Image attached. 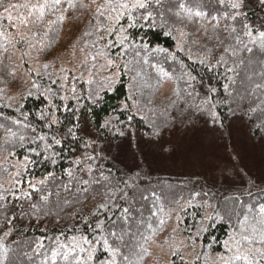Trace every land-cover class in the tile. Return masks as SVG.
<instances>
[{"label":"trees","instance_id":"trees-1","mask_svg":"<svg viewBox=\"0 0 264 264\" xmlns=\"http://www.w3.org/2000/svg\"><path fill=\"white\" fill-rule=\"evenodd\" d=\"M25 2L26 0H4V3ZM31 2L35 3L36 0ZM88 2L89 0H84V3ZM102 2L103 0H100L97 4ZM183 2L194 11L201 10L207 13L212 10L215 0H183ZM74 3L79 5L80 0H74ZM162 3L163 7L157 11L164 12L166 17L168 9L175 5L177 0H162ZM197 5L200 7L197 8ZM58 7L59 11L47 9L43 20L29 24L33 30L32 39L37 41L41 38L44 46L41 48L43 63L37 71L26 70L27 81L17 78L12 49L0 35V182L5 181L14 170L9 160H24L26 156L28 163L23 165L22 175L18 177L21 183L16 186L17 188L27 189L29 181L37 183L48 177L49 173H53L43 185L37 184V190L33 192L31 203L37 205L38 211L32 214L31 218L25 216L23 220L17 219L14 222L12 235L3 238L8 249L3 264H40L42 257L33 253L35 248L33 241L41 236L53 237L59 235L61 231L67 236L88 234L83 224H76L80 233H73L68 229L79 219L76 213L82 208L85 209L83 212L85 216L90 211H95V205L100 202L98 193L105 191L96 183L100 180L101 171L105 175L111 173L112 182H118L119 188L128 192V203L133 204L135 208H142L145 219L155 229L154 234L148 229L147 224L140 229L143 235L151 236V240L146 244L142 239L129 241L131 252L129 253L128 249L124 251L130 255L134 264H151L154 260L161 264L157 259L153 260L155 257L150 246L159 241L167 229L166 210L178 207L181 208V234L190 239L198 249L190 259L185 258L181 251L176 249L171 257V264H212L216 255L231 257L228 248L225 247V241L232 236L239 240L243 235H252L253 225L257 229L260 228L257 222L260 219L259 210L264 206V148L258 157L261 169L253 168L248 163L250 170H247L240 158L227 145L229 158L240 178L237 186L230 187L224 183L218 186L216 181L206 179L198 172L178 173V168L173 169L170 161H167L168 158L163 156V151L157 147L169 136L189 127L181 124L180 118L188 114L189 104L193 102L198 104L200 99L193 101L187 95L188 91H193V95L200 93L202 98L212 86L220 91L217 99L224 95L223 84L226 82L223 78L224 68L220 67L214 72H209L199 63L198 57L203 55L200 52V45L205 41L201 33L196 31L197 26L184 27L181 24L170 23L169 27L162 29L159 17L152 27L149 23L141 22L138 27L128 29L129 44L135 45L136 50H141V55L137 57L135 50L130 47L118 56V44L115 47H105L109 40L115 42L116 36L104 32L100 25L106 21L102 17L98 23L94 18L93 7L69 8L68 0H61ZM244 11L253 25L264 22V10L259 8L256 0H251ZM0 13H3L2 7ZM60 15L65 17L63 21L58 19ZM49 21L54 23L50 25ZM8 23L6 14L0 16L1 31L10 30ZM120 23L126 26V17L122 18ZM170 28V35H165ZM178 28L189 33L191 39L197 43L192 44L187 37H181L176 30ZM70 32L74 34L76 32L77 44L84 49L89 48L96 52L103 50L106 53L104 56L112 60L121 58L129 72L124 69L110 88H103L98 93H94L80 76L68 73L64 77V71L58 70L46 57L58 47L61 36ZM86 32L91 35H85ZM101 36L104 38L100 39ZM214 43H209L208 47H213ZM141 44H148L149 50L146 52L140 49ZM180 46L183 47V51H178ZM157 47L167 49V55H175L176 59L163 62L164 53L153 54L150 51ZM145 54L150 62L161 61L165 71L170 75L162 76L150 64H143ZM189 55L192 59H188ZM244 55L246 56L247 53ZM137 72H140V75L136 77L144 79L148 85V95L155 94L154 90L165 79L173 81L175 88L170 98L172 100L165 101L152 113L145 107L146 111H138L133 100L128 99L129 76L131 74L134 76ZM187 74L195 77L194 81H190L191 89L187 88L185 83L188 80ZM14 91L17 94H13ZM124 103L128 104L127 109L122 107ZM249 103L250 101L247 100L244 102L245 108ZM144 106H147V103H144ZM219 110L224 114L228 111L225 106H221ZM52 115L58 118V123H50ZM129 116L132 117L131 120ZM109 117L113 118L115 127L112 130L100 129L99 124ZM16 120L20 123H14ZM236 122L241 124L240 128L246 132V138L249 137L248 139L257 144L262 141L264 145L262 138L264 132L254 126L259 122L256 115L252 119L245 117L242 120L232 121L231 124ZM229 123L230 120H225L226 125ZM197 124L204 125L203 118ZM155 127L160 128L162 135L152 137V144L143 145V153L126 147V140H131L133 143L137 139L147 141ZM115 128L134 135L121 137L116 133ZM69 129L76 132L75 138L69 134ZM10 132L15 135H11ZM146 133L149 135H145ZM217 133L228 143L231 127L221 129ZM21 136L24 137L23 141L20 140ZM53 138L61 140V143L55 144ZM89 139H95L97 144L95 154L98 158L91 162L95 169L92 175L80 171L85 167L84 164H76L77 159L92 154V149L86 150L84 147V143ZM165 150L169 153L170 148ZM53 159L56 161L55 164L52 163ZM69 170L73 173L72 177L68 175ZM83 181L89 183L84 184ZM125 182L133 184V187L125 189ZM101 183L106 182L101 181ZM11 188L12 186H0V192ZM19 194L16 193L17 196ZM121 194L122 192H118L117 196ZM41 197L47 199L41 200ZM141 197H147V200ZM7 199L11 201L12 196L7 195ZM16 203L19 205L21 202ZM120 203L122 207L128 206L124 202ZM208 207L212 209L207 217ZM25 208L27 210V202ZM149 210L156 212V216L150 218ZM16 211L19 213L18 206ZM47 213L51 215L45 216ZM245 215L248 218L252 216V220L249 223V219L242 227L240 221L245 220ZM161 219L165 221L163 225L159 224ZM135 230L133 228V231ZM0 237H3L2 232ZM44 243L47 245L49 241L45 239ZM139 244H144L147 248V252L142 253V259L138 255L142 252ZM241 245L247 248L261 246L259 243L247 242H242ZM98 249L96 253L98 260L104 259L106 254L100 246ZM117 259L119 261L120 257ZM60 264L63 262L61 261ZM229 264H246V262L230 260Z\"/></svg>","mask_w":264,"mask_h":264},{"label":"snow or ice","instance_id":"snow-or-ice-1","mask_svg":"<svg viewBox=\"0 0 264 264\" xmlns=\"http://www.w3.org/2000/svg\"><path fill=\"white\" fill-rule=\"evenodd\" d=\"M250 2L251 0H215L212 10L206 13L201 10L194 11L183 0H177V3L168 9L166 17L164 12L157 11V9L163 7L162 0H103L99 4L96 3V0H89L87 4L84 3V0H80L79 5L74 3V0H68V6L69 8L78 6L87 9L95 5L94 18L100 23L103 17L106 23L100 26L104 29V32L117 37L115 42L109 40L105 47H115L118 44V56L130 47L135 50L137 57L141 55V50H136L135 45L129 44L130 36L128 34L129 28L138 27L141 22L149 23V26L152 27L155 26L156 19L159 17L162 29L169 27L170 23L171 25L181 24L184 27L197 26L196 31L201 33L202 39L205 41L203 45H200V52L203 55L198 57L199 63L205 66L209 72H214L216 69L223 67V78L226 82L223 84L224 95L219 99H217L220 95L219 89L212 86L207 89L206 94L202 98L200 93L193 95V91L187 92V95L193 101L200 99V103L193 102L189 104L187 108L188 114L180 118V123L189 126V130L195 136L196 133L204 130L196 127L197 122L201 118H203V124L208 132L217 133L221 129H229L232 121L242 120L245 117L252 119L256 115L259 122L254 126L264 132V119H261V117H264V22L259 25H253L249 22L248 15L244 9ZM256 2L259 8L264 10V0H256ZM60 4L61 0H36L35 3H32L31 0H26L23 4L4 3V0H0V7L3 8V13H0V16L7 14V20L13 22L11 27L15 28L16 32L19 33L21 26L27 27L29 24L43 20L47 9L51 8L59 11L58 6ZM199 7L197 5V8ZM21 9L25 10L26 14H20ZM14 12L17 13L15 16L13 15ZM213 12H215V15H213ZM105 13H107L106 16ZM125 17L127 26L120 23L122 18ZM58 19L63 21L65 17L60 15ZM52 23L54 21H49L50 25ZM176 30L179 31L181 37H187L192 44L197 43V41L191 39L189 33L179 28ZM170 33L171 28L165 35H170ZM85 35H91V33L86 32ZM5 38L8 37L6 36ZM23 38V35H21V40ZM103 38V36L100 37V39ZM213 42H215L213 47H208V44ZM140 49L147 52L149 46L148 44H141ZM150 51L153 54L164 53L163 62L176 59L175 55H167V49L157 47L150 49ZM178 51H183V47L180 46ZM245 53H247L246 56L244 55ZM97 55L104 56L106 53L101 50ZM188 59H192V56L189 55ZM107 62L109 66L114 64L112 59H108ZM229 62H231V66H229ZM143 64H150L162 76L170 75L165 71L161 61L150 62L147 54L143 57ZM136 75L139 76L140 72H137ZM187 75L188 80L185 83L187 88L191 89L192 84L190 81H194L195 77L190 74ZM115 82L113 80L111 83L114 84ZM108 87L110 88L111 84ZM128 99L133 100L134 97L130 95ZM246 100L250 101L247 108L244 106ZM221 106L227 107V114L219 110ZM122 107L127 109L129 106L124 103ZM131 119L132 117L129 116V120ZM225 120H230V123L226 125ZM58 122V118L52 115L50 123L56 124ZM14 123L19 124L20 121L16 120ZM76 127L78 128V126ZM114 127L112 117L105 119L102 124H99L100 129L112 130ZM78 130L85 131V129ZM115 131L121 137L134 135L120 128H115ZM10 134L15 135V133L11 132ZM69 134L74 138L76 136V132L73 129H69ZM145 135L149 134L146 133ZM161 135L160 128L155 127L147 141L137 139L133 143L131 140H126L125 145L134 151L143 153V145L152 144V137H161ZM20 140L23 141L24 137L21 136ZM53 142L60 144L61 140L53 138ZM84 147L86 150L92 149V154L85 155L82 159H77L76 164H84L85 167L81 168L80 171L92 175L95 169L92 167L91 162L98 158L95 154L97 148L96 140L89 139L84 143ZM27 163L28 157L26 156L24 164L26 165ZM52 163H56L55 159L52 160ZM226 167L222 170V174L225 179H228ZM15 175L18 177L20 173L18 172ZM68 175L72 177L73 173L69 170ZM52 176L53 173H49L48 177L37 183L29 181L27 189L17 188L16 185L20 184L21 181L13 179L12 188L0 192V232L3 233V237H0V264H3V258L6 257L8 252L3 238L12 235L14 222L17 219L23 220L25 216L31 218V215L38 211L37 205L31 203L33 192L37 190V184L43 185L45 180ZM101 181L106 183H101ZM83 183L88 184L89 181H83ZM96 183L104 188L105 191L98 193L100 202L95 205V211H90L85 216L83 215L85 209L82 208L80 212L76 213L79 219L68 229L73 233H80V229L76 226L79 223L86 226L88 234L80 233L79 235L67 236L65 232L61 231L59 235L53 237L41 236L39 239L34 240L35 248H33V253L42 257L40 264H49V262L51 264H60L61 261L63 264H134L130 259V255L124 251L128 249L129 253L131 252L129 241L142 239L146 244L151 240V236H145L140 231L143 225L147 224L148 229L153 234L155 232L152 224L145 219L144 210L135 208L133 204L128 203V192L120 189L118 182H112L111 173L109 172L108 175H105L101 171L100 180L96 181ZM132 187L133 184L125 182V189ZM40 190L42 191V189ZM17 192L20 193L19 196L16 195ZM118 192H122V194L117 196ZM7 195L12 196L11 201H8ZM141 198L147 200V197ZM40 199L46 200L47 197H41ZM17 201L21 203L17 205ZM25 202H27V210ZM120 202H124L128 206L122 207ZM17 206L19 207V213L16 211ZM149 211L150 218L156 216V212ZM259 212L260 219L257 223H259L260 228L257 229L253 225L252 235H243L239 240L232 236L228 241H225V247L227 248L229 244H234L237 248V253H234L231 257H221L222 264H229L230 260H243L246 264H264V206L260 208ZM47 215H51V213L45 214V216ZM247 220L248 216L245 215V220L240 221L242 227ZM164 223L163 219L159 221L160 225ZM133 228L136 230L133 231ZM45 239L49 241L47 245L44 243ZM242 242H247L248 244L259 243L261 246L248 248L245 252L240 253L239 246ZM98 246L106 254L104 259L98 260L96 256L99 250ZM138 246L142 250L141 254H138L142 259V253L147 252V248H145L144 244H139ZM25 255L27 256V253ZM118 257H120L119 261Z\"/></svg>","mask_w":264,"mask_h":264},{"label":"rangeland","instance_id":"rangeland-1","mask_svg":"<svg viewBox=\"0 0 264 264\" xmlns=\"http://www.w3.org/2000/svg\"><path fill=\"white\" fill-rule=\"evenodd\" d=\"M99 1L100 0H96V3ZM92 7L95 9V5ZM16 14V12L13 13L14 16ZM20 14H26V11L21 9ZM12 23L13 22L9 21L10 30L4 32L0 30V33H3L0 35L3 36L8 47L12 49L13 63L18 76L17 78L27 81L28 77L26 70L30 69L37 71L43 63L41 48L44 45L41 38H38L37 41L32 39L33 30L29 25L27 27L21 26L20 32L17 33L16 29L11 27ZM21 35L24 37L22 40ZM6 36L8 38H5ZM61 37L58 47L51 53H48L46 59L55 65L58 70L64 71V77L67 76L68 73L82 77L94 93L100 92L103 88H108L109 84L112 85L113 83L111 82L113 80L116 81L124 69L129 72V69L125 68V62L121 58L117 57V59L113 60L114 64L109 66L107 62L109 58L97 55L98 52L92 51L89 48L84 49V47L78 45L76 41V32L75 34L72 32L66 33ZM10 40L11 42H9ZM126 74L128 75V73ZM134 76L132 74L129 76L130 95L134 97L133 103L138 111H146V109H148L152 113L155 108L162 106L161 104L165 101L172 100L170 98H172L174 93L175 83L170 79H165L164 82L154 90L155 94L148 95V85L144 82L145 80L136 77V74H134ZM12 93L17 94L15 91ZM144 103H147V106H144ZM196 127L204 130L196 133L194 136L189 130V127H187L186 130L169 136L157 146L163 151V156L165 155L166 158H168L167 161H170L172 168L175 170L178 168V173L184 172L194 174L198 172L206 179L216 181L218 186L221 183L230 185V187L233 185L237 186L240 182V178L229 158V150L227 151L228 147L240 158L245 169L250 170V165L253 168L261 169L258 157L259 153L263 151V142L261 141L257 144L248 139L249 137L246 138V132H243L244 129L242 130V128H240L241 124H239V122L231 124V137L228 143L223 140L224 138L218 133L208 132L205 125L197 124ZM165 148H170L169 153H166ZM9 161L14 166V170L5 181L0 182V186L11 187L13 186V179H18V177L22 175L24 160L11 159ZM225 166H227L226 172L229 177L228 179H225L222 174V170L225 169ZM18 172L20 175L17 177L15 174ZM180 209L181 208L178 207L166 210V216L168 218L167 229L159 241L154 242L150 246L155 257L153 260L157 259L161 264H171V257L176 249H179L187 259H190L197 252V246L194 245L190 239L181 234ZM211 209V207L207 208V217ZM248 220L247 221L250 223L252 216H250ZM227 248L228 250L230 249L229 253L231 255L237 253V248L234 244H229ZM247 249V247L240 244V253ZM221 257L226 258V256L223 255H216L213 258L212 264L221 263ZM154 263L157 262L154 260L151 264Z\"/></svg>","mask_w":264,"mask_h":264}]
</instances>
